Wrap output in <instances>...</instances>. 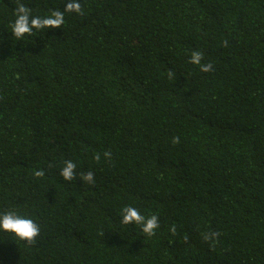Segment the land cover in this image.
Masks as SVG:
<instances>
[{
	"label": "trees",
	"instance_id": "obj_1",
	"mask_svg": "<svg viewBox=\"0 0 264 264\" xmlns=\"http://www.w3.org/2000/svg\"><path fill=\"white\" fill-rule=\"evenodd\" d=\"M18 2L68 0H0V212L40 226L31 245L0 230V264H264V0H80L17 41Z\"/></svg>",
	"mask_w": 264,
	"mask_h": 264
},
{
	"label": "clouds",
	"instance_id": "obj_2",
	"mask_svg": "<svg viewBox=\"0 0 264 264\" xmlns=\"http://www.w3.org/2000/svg\"><path fill=\"white\" fill-rule=\"evenodd\" d=\"M76 13L83 15L84 10L80 3V0H68L63 10L55 9L50 12L49 15L39 16L32 15L31 9L23 3H17L14 9L15 19L11 22V35L14 36L17 41L25 35H31L33 30L61 28L65 23L66 13ZM224 46H227V41H224ZM203 53L199 50H195L189 57V63L198 65L201 72H210L213 70L211 62L202 63ZM172 142L174 144L179 143V137H173ZM104 158L111 160L112 153L105 151L103 153ZM94 159L99 161L101 154L96 153ZM76 163L71 159L63 161V166L60 168V176L65 181H72L76 179ZM36 177H43L45 171L38 169L34 173ZM80 180L87 182L88 184H94V173L92 171L79 173ZM120 223L124 225L134 224L139 225L141 231L148 237H152L156 234V230L160 227L159 217L156 214L149 216L142 215L141 212L131 205H126L121 209ZM0 230L14 234L17 238L25 241L31 245L36 242V238L40 235V226L32 218L20 215L16 211L6 210L0 212ZM169 231L172 235L176 234L175 226H172ZM220 236L219 231H211L203 233L202 238L206 242H210V246H214L218 242ZM187 241V237L184 238Z\"/></svg>",
	"mask_w": 264,
	"mask_h": 264
}]
</instances>
